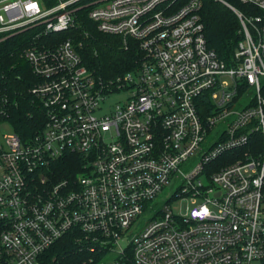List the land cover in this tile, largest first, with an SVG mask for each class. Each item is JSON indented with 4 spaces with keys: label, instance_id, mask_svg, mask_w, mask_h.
Segmentation results:
<instances>
[{
    "label": "built area",
    "instance_id": "1",
    "mask_svg": "<svg viewBox=\"0 0 264 264\" xmlns=\"http://www.w3.org/2000/svg\"><path fill=\"white\" fill-rule=\"evenodd\" d=\"M218 1L241 26L229 65L207 46L200 0H0V42L31 32L21 57L40 114L21 138L1 73L0 125L10 131L0 134V264H44L67 235L79 244L72 264L110 253L108 264H264V0H238L255 13ZM85 21L133 42L136 67L111 79L85 67L81 42L56 38ZM250 87L254 96L230 111ZM67 158L75 169L64 175ZM172 178L185 213L165 205L134 233Z\"/></svg>",
    "mask_w": 264,
    "mask_h": 264
},
{
    "label": "trees",
    "instance_id": "2",
    "mask_svg": "<svg viewBox=\"0 0 264 264\" xmlns=\"http://www.w3.org/2000/svg\"><path fill=\"white\" fill-rule=\"evenodd\" d=\"M231 5L240 8L241 12L253 10L250 6L240 3L238 0H224ZM200 16L204 26V36L208 48L227 65L232 62L235 49L241 40V26L234 12L224 4L215 0H200ZM257 13V12H256ZM30 30L15 34L0 42V74L8 81L9 87L5 88L15 99L17 106L12 111L11 124L15 132L21 138L33 134L36 129V119L40 114L31 106V96L28 94L29 84L27 79L31 77L30 70L21 57L22 48L29 42ZM73 38L77 45L82 63L90 71L102 79H111L116 75H122L132 71L136 67L139 51L133 42H128L124 47L117 36L100 33L95 25L85 21L73 32H62L56 36L57 40ZM12 67V69H10ZM21 75L24 78H20ZM41 119V118H40ZM41 121V120H40ZM72 154H69L71 156ZM74 161L67 158L62 161L60 170L64 175L72 174L75 169ZM74 238L67 235L55 242L44 258V264H72L80 259L76 253Z\"/></svg>",
    "mask_w": 264,
    "mask_h": 264
},
{
    "label": "rangeland",
    "instance_id": "3",
    "mask_svg": "<svg viewBox=\"0 0 264 264\" xmlns=\"http://www.w3.org/2000/svg\"><path fill=\"white\" fill-rule=\"evenodd\" d=\"M218 1V0H215ZM220 2V1H218ZM221 3V2H220ZM236 10L240 11L237 6L232 5ZM235 14V13H234ZM236 16V14H235ZM237 18V16H236ZM238 19V18H237ZM241 34V33H240ZM70 37V36H69ZM242 37V36H241ZM60 40V39H59ZM262 85L264 84V79L261 78ZM254 96L253 88H249L246 93L242 94L239 100L234 103L230 111H238L241 110L249 100ZM120 97L119 96H108L107 102L113 103L116 102ZM233 119V115H230L227 119L217 124L213 129L207 134L205 141L200 145L199 153L190 158L185 164L180 166V169L183 173H188L190 170L196 165L199 161L200 155L209 149L211 144L216 141L220 135L225 131L228 124ZM10 128L7 124L0 125V134L9 132ZM180 184V180L178 178H172L169 185H167L158 195L150 201L142 215L139 217L136 228L134 229V233L139 232L153 217H157V214L164 208L165 205L170 207L174 214H184L186 211V207L189 205L187 201L177 203L179 200H173L174 194L177 190V187ZM115 259V254L110 253L107 256L103 257L98 264H108Z\"/></svg>",
    "mask_w": 264,
    "mask_h": 264
}]
</instances>
